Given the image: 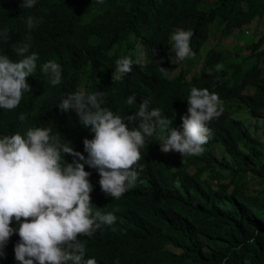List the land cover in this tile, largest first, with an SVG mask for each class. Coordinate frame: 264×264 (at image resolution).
I'll return each mask as SVG.
<instances>
[{"label":"trees","instance_id":"trees-1","mask_svg":"<svg viewBox=\"0 0 264 264\" xmlns=\"http://www.w3.org/2000/svg\"><path fill=\"white\" fill-rule=\"evenodd\" d=\"M22 5L23 0H0V30L8 29L11 37L8 44L0 43V54L18 62L22 57L13 49L25 42L27 17H42L30 33V51L39 60L27 78L32 91L24 93L16 109H0V136L51 128L87 157L83 140L94 133L79 123L73 110L58 108L69 93L104 92L102 106L122 117L147 100L149 110L161 109L170 126L182 131L181 117L187 114L193 87L206 88L220 100L239 99L244 89L252 90L239 104L222 105V115L208 124L212 136L200 156L162 153L166 133L158 128L141 149L137 182L119 199L102 192L97 170L85 165L93 186V211L111 212L117 220L91 237H78L86 245L84 259L94 258L97 264H264L263 150L255 132L237 115L243 108L253 118V129L264 134V68L254 62L241 71L238 63L224 64L223 53L212 47L189 76L180 69L189 58L180 61L174 48L167 47L172 33L190 29V47L198 54L217 31L228 36L262 18L264 0H37L32 8ZM250 32L245 46L260 59L264 27ZM124 57L139 64L118 80L115 63ZM48 61L61 66L59 85H51L42 71ZM160 67L167 70V78ZM132 94L136 102L128 106ZM149 147L159 159L146 154ZM64 160L71 163L72 157L65 155ZM250 177L262 184L261 190L250 189ZM10 226L18 227L15 221ZM18 242L14 232L0 264H19L14 253Z\"/></svg>","mask_w":264,"mask_h":264},{"label":"clouds","instance_id":"clouds-1","mask_svg":"<svg viewBox=\"0 0 264 264\" xmlns=\"http://www.w3.org/2000/svg\"><path fill=\"white\" fill-rule=\"evenodd\" d=\"M36 2L23 0L22 6L32 8ZM42 22V17H27L25 42L13 49L22 57L18 62L0 54V109H16L24 93L32 91L27 78L36 70L39 55L30 51V33ZM192 36L190 29L171 34L178 60L194 55ZM10 39L8 29L0 30V43L8 44ZM136 64L139 60L130 57L117 59L115 78L123 79ZM42 71L51 85L61 83L62 69L56 62L44 63ZM160 72L167 78L166 69L160 67ZM135 102V94L126 99L128 106ZM105 103L104 92L78 91L67 94L58 105L63 112L73 110L79 123L94 133L92 139L83 140L87 157L69 142H62L61 135L51 128L35 127L29 128L26 135L17 132L0 136V256L15 232L19 242L14 253L19 264H97L94 258L84 259L86 245L78 237L93 236L102 226L113 225L117 217L111 212L93 211V186L85 165L97 170L102 192L119 199L137 182L142 170L141 149L158 128L166 133L160 144L162 153L200 156L212 136L208 124L223 113L218 94L195 87L187 98V114L181 117L182 131L170 126L171 121L161 109L149 110L147 100L126 117L102 106ZM24 118L23 114L19 116L20 120ZM146 154L157 159L160 156L152 147L146 149ZM65 155L72 157L71 163L64 160ZM13 221L17 228L10 226Z\"/></svg>","mask_w":264,"mask_h":264},{"label":"rangeland","instance_id":"rangeland-1","mask_svg":"<svg viewBox=\"0 0 264 264\" xmlns=\"http://www.w3.org/2000/svg\"><path fill=\"white\" fill-rule=\"evenodd\" d=\"M202 6L204 5L202 4ZM206 6L207 5H205V7ZM199 7H201L200 4ZM175 25H176L175 26L176 29L179 28L177 24ZM253 27H256L257 29L263 28L264 16L262 18L253 19V21H251L250 24H248V27L243 26L242 29L240 30L237 31L234 30L232 34L228 36H224L223 34L220 33V31H217L213 39H210L209 41L203 44V47L201 48L198 54H194L191 58L185 60V62L181 64L180 69L182 70V72H185L184 74L187 73L190 76L193 73V71L197 70L201 66L203 62L202 56L204 52H206L207 49L212 47H215V49L217 48L220 49V51L223 53L225 60L224 64L238 63L241 71L248 68L254 62H259L260 66L264 68V56H260L259 57L260 59H258V56L251 55L250 54L251 51L249 50L248 47L245 46V43L251 39L250 29ZM172 43L173 42H170L167 47H173ZM137 47L138 46L136 45L135 48ZM248 55H250V57ZM85 81H86L85 79L82 80L80 87L83 86ZM251 91L252 90L249 87L244 89L243 93L245 95H242V97L239 99L221 100L222 105L228 103H232L234 105L239 104L240 100L244 101V99L247 97V95L251 93ZM238 110L239 112L237 113V115L241 117L243 125L246 128L250 129L249 131L252 130L257 135L256 138L258 140L260 148L263 150V157H264V134L261 133L259 129L258 130L253 129V118H251V116L248 115L247 111L245 110L243 111V108L241 107ZM214 153L217 156V158L222 157V152L220 151L219 148L215 147ZM208 178L211 180V176H209ZM249 183H250L249 187L250 189H252V191L262 189V184L258 183L257 180L252 177H250Z\"/></svg>","mask_w":264,"mask_h":264}]
</instances>
